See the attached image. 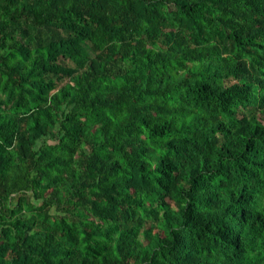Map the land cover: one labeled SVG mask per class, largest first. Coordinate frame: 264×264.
I'll list each match as a JSON object with an SVG mask.
<instances>
[{
	"label": "trees",
	"instance_id": "obj_1",
	"mask_svg": "<svg viewBox=\"0 0 264 264\" xmlns=\"http://www.w3.org/2000/svg\"><path fill=\"white\" fill-rule=\"evenodd\" d=\"M0 264H264V0H0Z\"/></svg>",
	"mask_w": 264,
	"mask_h": 264
}]
</instances>
